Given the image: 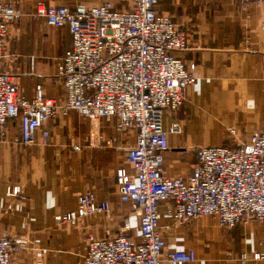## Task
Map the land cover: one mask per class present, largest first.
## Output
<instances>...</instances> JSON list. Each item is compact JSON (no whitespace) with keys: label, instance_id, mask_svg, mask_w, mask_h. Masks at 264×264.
I'll return each mask as SVG.
<instances>
[{"label":"crops","instance_id":"1","mask_svg":"<svg viewBox=\"0 0 264 264\" xmlns=\"http://www.w3.org/2000/svg\"><path fill=\"white\" fill-rule=\"evenodd\" d=\"M38 1L73 9L107 0H18L23 14L10 25L0 71L15 74L28 99L42 84L45 97L61 101L58 63L72 44L71 33L34 17ZM111 1L120 10L132 6V0ZM158 9L186 31L187 48L175 56L187 66L196 64L197 79L184 103L164 116L167 130L174 122L182 127L168 134L165 175L187 177L198 147L238 145L264 127V2L161 0ZM44 128L51 133L49 144L42 143L39 129L35 143L25 145L20 119H10L0 139V230L13 239L11 264H84L87 236L117 235L127 221L131 237L140 242V217L131 203L121 202L116 176L121 166L133 172L125 157L136 132L119 130L115 117L91 122L76 111L57 114ZM10 186L20 196H8ZM86 192L109 202L108 212L57 225L54 216L76 209ZM159 229L170 249L195 251L190 264H264V258H254L264 256V221L229 228L205 215L181 224L162 203Z\"/></svg>","mask_w":264,"mask_h":264},{"label":"built area","instance_id":"2","mask_svg":"<svg viewBox=\"0 0 264 264\" xmlns=\"http://www.w3.org/2000/svg\"><path fill=\"white\" fill-rule=\"evenodd\" d=\"M160 2L132 0L130 9L120 10L111 0L73 9L38 1L34 17L67 26L71 33L72 44L58 63L57 76L64 86L61 101L45 97L42 84L28 99L17 76L0 71V139L8 120L18 118L23 144L35 143L39 129L42 143L49 144L51 133L44 125L57 114L72 111L91 122L115 117L119 130L136 132V143L125 157L133 172L121 166L116 176L121 202L131 203L140 217L141 241L131 237L128 221L114 236L90 233L84 264L194 262V250H172L167 245L159 229L162 203L181 224L205 215L218 217L229 228L244 220L264 221V127L238 145L198 147L187 177L165 175L168 134L179 133L182 127L174 122L167 130L164 116L182 106L197 72L196 64L187 66L175 56V51L187 48V34L171 15L158 9ZM22 14L18 0L0 1V59L5 56L10 25ZM7 195L20 196L19 188L8 187ZM109 207V202L86 192L78 197L76 209L57 214L54 220L57 225H77ZM13 249L12 237L0 230V264H11Z\"/></svg>","mask_w":264,"mask_h":264}]
</instances>
